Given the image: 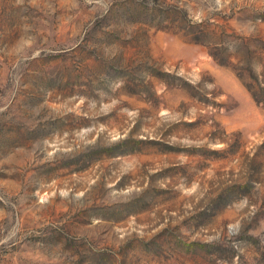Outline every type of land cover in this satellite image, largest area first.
Segmentation results:
<instances>
[{
	"label": "rangeland",
	"instance_id": "374dc122",
	"mask_svg": "<svg viewBox=\"0 0 264 264\" xmlns=\"http://www.w3.org/2000/svg\"><path fill=\"white\" fill-rule=\"evenodd\" d=\"M0 264H264V0H0Z\"/></svg>",
	"mask_w": 264,
	"mask_h": 264
}]
</instances>
